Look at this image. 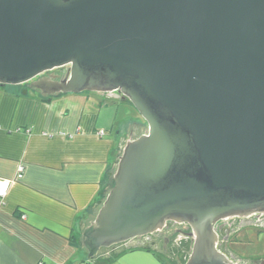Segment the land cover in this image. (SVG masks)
I'll use <instances>...</instances> for the list:
<instances>
[{"label":"water","instance_id":"95a60500","mask_svg":"<svg viewBox=\"0 0 264 264\" xmlns=\"http://www.w3.org/2000/svg\"><path fill=\"white\" fill-rule=\"evenodd\" d=\"M25 84L118 94L147 122L82 234L89 259L175 222L186 264H234L216 223L264 213V0H0V86Z\"/></svg>","mask_w":264,"mask_h":264},{"label":"crops","instance_id":"0c3cea01","mask_svg":"<svg viewBox=\"0 0 264 264\" xmlns=\"http://www.w3.org/2000/svg\"><path fill=\"white\" fill-rule=\"evenodd\" d=\"M23 90L0 86V178L13 181L0 198V264L181 263L140 241L119 245L135 249L106 260L89 259L79 244L106 198L122 142L142 129L129 102L118 94Z\"/></svg>","mask_w":264,"mask_h":264},{"label":"flooded vegetation","instance_id":"af4514ba","mask_svg":"<svg viewBox=\"0 0 264 264\" xmlns=\"http://www.w3.org/2000/svg\"><path fill=\"white\" fill-rule=\"evenodd\" d=\"M56 75H48L50 77ZM29 88V87H28ZM264 233V213H253L246 217L232 216L218 221L215 225V233L217 235V248L219 251L227 255L234 264H264V255L250 260H241L238 256L231 253L230 245L242 242L240 236L248 230ZM192 229L188 224H178L168 222L166 226L151 237L146 236L128 242L134 244L140 241L161 253L173 257L177 252H183V244L193 242L190 235Z\"/></svg>","mask_w":264,"mask_h":264},{"label":"rangeland","instance_id":"374dc122","mask_svg":"<svg viewBox=\"0 0 264 264\" xmlns=\"http://www.w3.org/2000/svg\"><path fill=\"white\" fill-rule=\"evenodd\" d=\"M68 68L69 67H63V68L55 69L54 71H50V72H47V73L41 75L39 78H42L43 76H48L51 74V75H56L55 77H57L58 80H60V79L65 77V75L68 71ZM25 90L26 89H24L22 91V93ZM128 106L129 107L127 108V112L130 113L129 117H131V119L135 120L139 124V127L142 128L140 130V132H138L137 134L134 135L133 139H136L139 136H141V134H140L141 131H143L145 133L148 130V125H147V122L142 118L140 113L136 110V108L130 102H129ZM126 136H127V134H126ZM128 141L129 140L122 142V145H123L122 150L124 149V147L128 143ZM110 183L111 182L109 179L108 184L111 185ZM240 239L242 242H238V243H234V244L230 245L229 249H230L231 253L238 256L241 260H244V261L250 260V259L257 258L259 256L264 255V233L259 234L258 232L250 229L247 232H245L243 235H241ZM136 243H137V241L134 242V244H136ZM192 246H193V242L184 243L183 249H182L183 252L182 253L177 252L175 254L176 257L181 258L180 259L181 263H173V264H186L185 262H187V260L189 259L190 255H191ZM102 252L105 253V251H103V250H102ZM171 259H173V258H171ZM166 261H168V260H166ZM172 261L175 262L174 260H172ZM168 262H170V261H168Z\"/></svg>","mask_w":264,"mask_h":264},{"label":"trees","instance_id":"16d2710c","mask_svg":"<svg viewBox=\"0 0 264 264\" xmlns=\"http://www.w3.org/2000/svg\"><path fill=\"white\" fill-rule=\"evenodd\" d=\"M28 85V84H27ZM26 84L25 85H22V86H17V87H20V88H22V90L23 89H28V87H29V85L27 86ZM27 86V87H26ZM7 87H9V86H7ZM124 100H126V101H128V102H130L128 99H126V98H123ZM131 103V102H130ZM141 135L142 134H144V132L143 131H141V133H140ZM122 153H123V150H122V152H121V155H122ZM120 158V157H119ZM118 161H119V159L117 160V163H118ZM116 169H117V164L115 165V167H114V170H113V174L115 173V171H116ZM110 184L111 185H109V189H108V191H107V194H106V196L105 197H107V195H108V193L110 192V190L112 189V187L114 186V178L113 177H110ZM103 203H101V205H102ZM101 208V206L99 207V209ZM99 209H98V211H99ZM79 244L82 246V236H80L79 238ZM121 245H123V244H121ZM119 246V245H118ZM118 246H115V247H112V248H109V249H103V251H105V253H103L102 251L99 253V257H101L102 259H104V260H106V259H108V258H111L112 256H114V255H119L121 252H123V251H126V250H133V249H135V247H131V248H123V249H116V247H118ZM83 249H85L84 247H83ZM86 250V249H85ZM186 263V262H185Z\"/></svg>","mask_w":264,"mask_h":264},{"label":"built area","instance_id":"2783aa9c","mask_svg":"<svg viewBox=\"0 0 264 264\" xmlns=\"http://www.w3.org/2000/svg\"><path fill=\"white\" fill-rule=\"evenodd\" d=\"M103 133L104 132H101V135ZM23 172H24V168H23V166H20L17 179L23 178ZM12 185H13L12 180H6V179L0 178V198H5L9 194Z\"/></svg>","mask_w":264,"mask_h":264}]
</instances>
